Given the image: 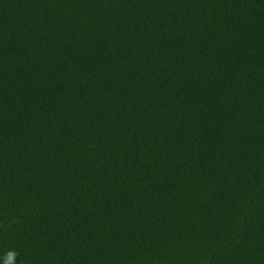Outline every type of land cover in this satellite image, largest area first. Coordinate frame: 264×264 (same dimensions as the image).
Returning a JSON list of instances; mask_svg holds the SVG:
<instances>
[{
    "label": "trees",
    "instance_id": "obj_1",
    "mask_svg": "<svg viewBox=\"0 0 264 264\" xmlns=\"http://www.w3.org/2000/svg\"><path fill=\"white\" fill-rule=\"evenodd\" d=\"M264 264V0H0V264Z\"/></svg>",
    "mask_w": 264,
    "mask_h": 264
},
{
    "label": "clouds",
    "instance_id": "obj_2",
    "mask_svg": "<svg viewBox=\"0 0 264 264\" xmlns=\"http://www.w3.org/2000/svg\"><path fill=\"white\" fill-rule=\"evenodd\" d=\"M14 255H15L14 253H9L7 261H6V264H7L8 261H12L13 260Z\"/></svg>",
    "mask_w": 264,
    "mask_h": 264
}]
</instances>
